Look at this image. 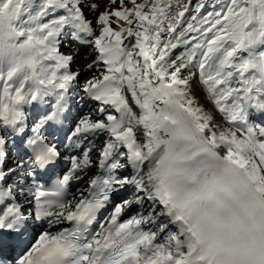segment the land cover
<instances>
[{"label":"snow or ice","instance_id":"1","mask_svg":"<svg viewBox=\"0 0 264 264\" xmlns=\"http://www.w3.org/2000/svg\"><path fill=\"white\" fill-rule=\"evenodd\" d=\"M100 9L0 0V264H264V0Z\"/></svg>","mask_w":264,"mask_h":264},{"label":"rangeland","instance_id":"2","mask_svg":"<svg viewBox=\"0 0 264 264\" xmlns=\"http://www.w3.org/2000/svg\"><path fill=\"white\" fill-rule=\"evenodd\" d=\"M101 11H103L104 10V0H101V9H100ZM92 17L91 16H89V19H91ZM73 70H75V69H73ZM82 83H83V80H81V85H82ZM82 94V93H81ZM85 111H87V109H85ZM73 191H75V188H73Z\"/></svg>","mask_w":264,"mask_h":264},{"label":"bare ground","instance_id":"3","mask_svg":"<svg viewBox=\"0 0 264 264\" xmlns=\"http://www.w3.org/2000/svg\"><path fill=\"white\" fill-rule=\"evenodd\" d=\"M196 2V0H193V4Z\"/></svg>","mask_w":264,"mask_h":264}]
</instances>
